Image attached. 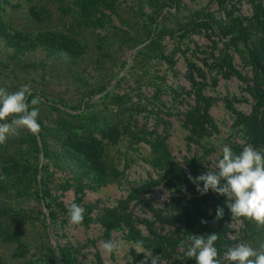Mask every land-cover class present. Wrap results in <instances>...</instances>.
Here are the masks:
<instances>
[{
	"label": "rangeland",
	"instance_id": "374dc122",
	"mask_svg": "<svg viewBox=\"0 0 264 264\" xmlns=\"http://www.w3.org/2000/svg\"><path fill=\"white\" fill-rule=\"evenodd\" d=\"M89 1L0 0L10 34L48 38L47 46L26 44L9 61L0 47V87L14 92L29 85V110L32 99L41 101L39 133L22 130L6 141L7 150L0 145L1 158L13 152L20 159L15 178H27L19 192L11 184L0 189V208L8 211L0 222V264H52L49 249L56 264L62 256L70 264H195L180 249L172 261L138 247L121 220L135 219L141 236L150 237L144 222L151 213L131 195L152 182L140 193L154 207L183 204L161 178L159 160H195L204 174L216 168L224 145L245 146L228 107L252 109L248 49L256 45L264 59V0H99L87 18ZM188 113L209 116L216 132L194 136ZM83 147L88 155L78 152ZM72 203L84 209L81 224L70 222ZM242 222H230L231 239ZM201 234L207 236L195 235ZM109 239L121 243L119 254L102 250ZM225 254L222 264H230Z\"/></svg>",
	"mask_w": 264,
	"mask_h": 264
},
{
	"label": "trees",
	"instance_id": "16d2710c",
	"mask_svg": "<svg viewBox=\"0 0 264 264\" xmlns=\"http://www.w3.org/2000/svg\"><path fill=\"white\" fill-rule=\"evenodd\" d=\"M77 1L81 2V0ZM96 1L99 0L89 1L90 6L87 10V13L85 14L87 18L90 17L88 16L89 12H91L90 9L95 6ZM100 1H102V3L106 5V0ZM28 13L29 16L33 15L36 17V19H39L38 14L35 15L34 12L30 10V8L28 10ZM262 14L264 17V10ZM102 25L104 26L103 22ZM10 31L12 30H10V28L6 26V23L4 22L3 16L0 12V47L2 57L5 58L6 61H9V59H16V56H18L20 52L23 53L25 50H28L29 48L26 46V44L33 45L32 48L35 47V44L47 46V35H42V37H35L28 36L26 34L23 35L20 32L17 33V31L13 32L14 34H10ZM142 40L134 44L133 47L143 42ZM58 47H60L67 53H74V50L69 49L65 44H58ZM256 47V45H252V49H248V59L250 60L254 72L252 76L253 80L251 81V86H248L249 92L254 101L252 109L248 114H243L241 112L235 111L234 109H231L230 106L228 108L235 116L233 123L235 126H238L240 128L239 130L242 138L244 139L245 145H251L256 149H260L264 148V59H262V51L260 52ZM226 59H228L226 60V67L228 71L233 72L234 69L231 64V60L227 57ZM30 97L31 95H29L28 99H30ZM198 110L199 109H197V111ZM204 112H207V109H205ZM184 121L186 126L189 127L191 133L198 138L210 137L213 132H216L215 126L211 122L210 117L207 115H205V117H200L198 114L188 113L185 115ZM8 145V142L4 143L1 148L4 147V150H7ZM232 147V150L234 149L235 153L239 154L244 146L235 144ZM34 151H38V147L36 146V144L34 145ZM78 152L85 155L89 154L87 147L86 149L84 147L78 149ZM6 153L7 152H3V154ZM10 155L16 156V153L12 152L10 153ZM14 156L8 157L7 155V158L5 159L0 157V174L7 177V179L5 180H0V189H3V191L6 187V184H11L13 185V188L17 192H19L20 190L18 188L21 189V187L25 184L24 181L27 179L26 177H24L23 180L22 177L21 180L15 178V172H17V170L20 168V159L18 161ZM90 157H92V154L90 155ZM161 161L163 164H160ZM164 163L168 162H163L162 159L159 160L158 163L156 162L155 166L159 167L162 171L161 178L166 182V184L171 185L175 188L177 202L179 201V203L183 204L177 205L176 209H174L173 207L172 209L165 211L156 208L152 204L147 202L146 199L141 196L140 191L149 189L156 182H152L146 186L135 189L131 195L132 200L141 201L145 208L150 211L153 220L150 223L148 221L144 222L146 224V228L150 237L143 238L140 231L135 225V219L129 218L126 214L124 215L121 221H123L124 225L127 228V231L134 241L142 242V244L147 248L151 249L159 255H162L164 259L172 261H174V259H172V253L178 251L179 249L182 250L183 253H185L186 251V249H181L180 247H178L179 241L181 239H186V237L190 234H199L202 231L206 232L207 235L212 233L218 235L219 238L215 242V246L218 249L220 258L224 257V254L230 247H232V245L245 242L258 249L260 244L264 243V227H258L254 222L247 219H243V224L240 228L239 235L235 236L234 240L227 235L230 230V222L234 219L229 208L227 207V204L231 203V201L227 200L226 196L217 194L211 190L203 195L196 190V185H194L188 179L189 174L193 178L202 174V171H199V168L201 167L195 160H185L181 164H177L174 162H170L169 164ZM36 171L37 168L33 170V176L36 174ZM210 171H216V168L211 169ZM172 181H174L175 184L172 183ZM35 183L37 184L36 181ZM200 187H203V182H200ZM183 192L187 194H184ZM36 198H38V196H36ZM218 207L223 209V215L219 219L216 218L215 225H212L210 224V219H212V217L214 216L209 214V209L216 217V210ZM7 212V210L0 208V222H4L6 219H8ZM113 216L114 218H120V216H117L116 212L112 214V217ZM202 220L207 221V223H201ZM156 224L167 225L171 229L163 233L159 230ZM10 229L11 228H9L7 231L10 232ZM11 233H7V236L4 239L11 240ZM0 235L3 236L4 234L0 233ZM49 251L52 264H56L55 259L52 256V251L50 249ZM61 261L62 264H70L69 260L64 256H62ZM18 264H20V262Z\"/></svg>",
	"mask_w": 264,
	"mask_h": 264
},
{
	"label": "clouds",
	"instance_id": "9594fccd",
	"mask_svg": "<svg viewBox=\"0 0 264 264\" xmlns=\"http://www.w3.org/2000/svg\"><path fill=\"white\" fill-rule=\"evenodd\" d=\"M31 95L29 85H22L19 90L8 92L0 87V145L6 143L10 137H15L22 130L36 135L40 131L37 122L39 109L35 107L41 101L34 98L33 106L29 110L26 98ZM222 158L216 163V171H207L188 179L196 185V190L202 195L209 190L224 195L231 203L227 204L232 217L247 219L258 227H264V148L256 149L251 145H245L239 154L235 153L228 145L221 149ZM7 179L0 174V180ZM203 182V187H200ZM223 215V209L217 208L216 218ZM69 219L74 225L81 224L84 219V209L76 203L69 206ZM201 223H207L202 220ZM215 233L206 237L190 234L186 239L179 241L178 247L186 249L185 255L194 259L195 264H222L215 242L218 240ZM142 247V242H136ZM101 248L106 253L119 254L122 251L121 243L112 239L102 241ZM225 259L230 264H264V243L259 248L241 242L230 247ZM153 264H156L155 259Z\"/></svg>",
	"mask_w": 264,
	"mask_h": 264
},
{
	"label": "water",
	"instance_id": "95a60500",
	"mask_svg": "<svg viewBox=\"0 0 264 264\" xmlns=\"http://www.w3.org/2000/svg\"><path fill=\"white\" fill-rule=\"evenodd\" d=\"M48 217V215H46Z\"/></svg>",
	"mask_w": 264,
	"mask_h": 264
}]
</instances>
